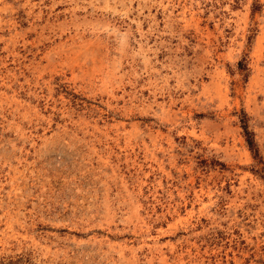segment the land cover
Wrapping results in <instances>:
<instances>
[{"label": "rangeland", "instance_id": "374dc122", "mask_svg": "<svg viewBox=\"0 0 264 264\" xmlns=\"http://www.w3.org/2000/svg\"><path fill=\"white\" fill-rule=\"evenodd\" d=\"M0 264H264V0H0Z\"/></svg>", "mask_w": 264, "mask_h": 264}, {"label": "trees", "instance_id": "16d2710c", "mask_svg": "<svg viewBox=\"0 0 264 264\" xmlns=\"http://www.w3.org/2000/svg\"><path fill=\"white\" fill-rule=\"evenodd\" d=\"M248 141H249L250 145L252 146V141H251L250 137L248 138Z\"/></svg>", "mask_w": 264, "mask_h": 264}]
</instances>
